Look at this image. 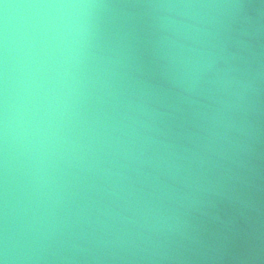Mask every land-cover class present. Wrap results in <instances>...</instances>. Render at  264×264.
<instances>
[{"label":"clouds","instance_id":"1","mask_svg":"<svg viewBox=\"0 0 264 264\" xmlns=\"http://www.w3.org/2000/svg\"><path fill=\"white\" fill-rule=\"evenodd\" d=\"M0 264H264V0H0Z\"/></svg>","mask_w":264,"mask_h":264}]
</instances>
